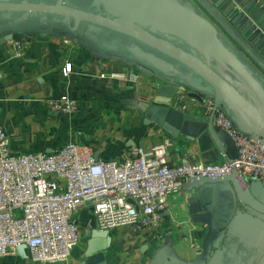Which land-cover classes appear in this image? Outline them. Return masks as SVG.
<instances>
[{
	"label": "water",
	"instance_id": "95a60500",
	"mask_svg": "<svg viewBox=\"0 0 264 264\" xmlns=\"http://www.w3.org/2000/svg\"><path fill=\"white\" fill-rule=\"evenodd\" d=\"M53 32L170 83L146 118L195 141L202 163L237 157L229 134L213 123L216 110L264 145V7L256 0H0V45ZM173 94L209 99L212 109L183 113L168 104ZM189 185V213L209 217L204 227L215 233L199 264H264V182L233 170ZM111 241L108 230L93 228L79 264H107ZM16 253L26 258L25 245Z\"/></svg>",
	"mask_w": 264,
	"mask_h": 264
},
{
	"label": "crops",
	"instance_id": "0c3cea01",
	"mask_svg": "<svg viewBox=\"0 0 264 264\" xmlns=\"http://www.w3.org/2000/svg\"><path fill=\"white\" fill-rule=\"evenodd\" d=\"M256 1L264 7V0ZM22 41L24 48L19 57L13 56L11 41L0 45V126L9 136L12 152H51L71 141L92 147L98 160H121L135 146L148 148L170 137L171 163H180L188 151L200 160L195 141H188L180 133L171 136L146 118L147 108L159 90L171 87L170 83L141 65L112 60L73 40L65 41L60 32L29 35ZM66 63L71 68L63 74ZM61 94L76 102L74 113L63 114L48 108L46 101ZM175 99L173 94L168 104L183 113L208 114L204 103L184 97L185 108L181 110ZM222 155H218V161ZM192 196L188 184L168 197V215L163 212L156 238L129 226L133 228L131 239L123 246L119 239L115 241L119 231L108 230L112 241L104 253L107 264H199L208 242L206 237L212 235V230L204 227L208 217L189 213L188 201ZM74 220L80 240L68 259L59 264H79L90 231L96 228L88 205L76 212ZM201 231L205 234L199 237ZM28 263L27 255L21 258L16 252L0 257V264Z\"/></svg>",
	"mask_w": 264,
	"mask_h": 264
},
{
	"label": "built area",
	"instance_id": "2783aa9c",
	"mask_svg": "<svg viewBox=\"0 0 264 264\" xmlns=\"http://www.w3.org/2000/svg\"><path fill=\"white\" fill-rule=\"evenodd\" d=\"M63 35L65 41L72 40L69 34ZM11 43L13 56H21L23 41ZM70 68L66 63L63 74ZM183 99L182 94L177 96L181 110ZM46 102L55 112L77 110L66 94ZM204 104L209 113L212 101ZM213 123L229 134L237 157L224 153L220 161L204 164L188 151L180 163L173 164L168 153L173 145L170 137L148 148L135 146L121 160H96L92 147L71 141L51 152L14 153L0 126V257L15 253L23 244L31 263L66 261L80 240L74 215L84 205L90 206L97 229L131 226L156 238L168 197L192 178H214L234 170L245 180L264 182V145L240 132L222 111H215Z\"/></svg>",
	"mask_w": 264,
	"mask_h": 264
},
{
	"label": "rangeland",
	"instance_id": "374dc122",
	"mask_svg": "<svg viewBox=\"0 0 264 264\" xmlns=\"http://www.w3.org/2000/svg\"><path fill=\"white\" fill-rule=\"evenodd\" d=\"M130 227L129 226H120V227H117L114 230V232H117V231H119V232H117L115 234L116 235L115 241L117 239H119L118 242L121 243V244H123V246H125L126 245V242L131 239L130 236L132 235V232L131 231L133 230V228H130ZM206 229H208V228L206 227ZM201 232L202 233H200L201 235L199 237H202L205 234L204 231H201ZM210 232H211L212 235L207 236L206 237L207 240L211 239L212 236H213V234H214L213 231H210ZM128 234H129V236H128Z\"/></svg>",
	"mask_w": 264,
	"mask_h": 264
},
{
	"label": "flooded vegetation",
	"instance_id": "af4514ba",
	"mask_svg": "<svg viewBox=\"0 0 264 264\" xmlns=\"http://www.w3.org/2000/svg\"><path fill=\"white\" fill-rule=\"evenodd\" d=\"M210 210H213V209L211 208ZM208 219H209V217H208Z\"/></svg>",
	"mask_w": 264,
	"mask_h": 264
}]
</instances>
